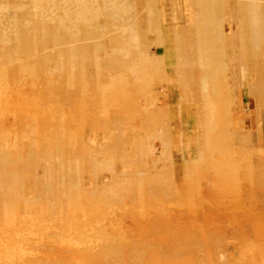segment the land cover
I'll use <instances>...</instances> for the list:
<instances>
[{
	"label": "rangeland",
	"instance_id": "1",
	"mask_svg": "<svg viewBox=\"0 0 264 264\" xmlns=\"http://www.w3.org/2000/svg\"><path fill=\"white\" fill-rule=\"evenodd\" d=\"M0 264H264V0H0Z\"/></svg>",
	"mask_w": 264,
	"mask_h": 264
},
{
	"label": "bare ground",
	"instance_id": "2",
	"mask_svg": "<svg viewBox=\"0 0 264 264\" xmlns=\"http://www.w3.org/2000/svg\"><path fill=\"white\" fill-rule=\"evenodd\" d=\"M6 256V255H5Z\"/></svg>",
	"mask_w": 264,
	"mask_h": 264
}]
</instances>
